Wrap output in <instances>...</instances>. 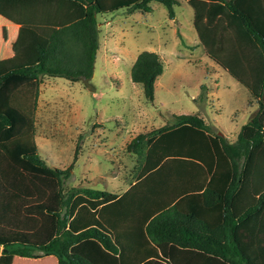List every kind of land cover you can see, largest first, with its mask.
I'll use <instances>...</instances> for the list:
<instances>
[{
	"label": "trees",
	"instance_id": "1",
	"mask_svg": "<svg viewBox=\"0 0 264 264\" xmlns=\"http://www.w3.org/2000/svg\"><path fill=\"white\" fill-rule=\"evenodd\" d=\"M85 17L49 35L36 64L0 76V264L54 256L58 264H264V79L259 111L231 143L198 115H180L128 146L134 182L123 194L67 187L72 167L38 154L35 115L44 78L91 79L100 50L97 0H72ZM159 3L175 19L179 0ZM264 57V0H223ZM141 53L132 81L153 101L164 74Z\"/></svg>",
	"mask_w": 264,
	"mask_h": 264
},
{
	"label": "rangeland",
	"instance_id": "2",
	"mask_svg": "<svg viewBox=\"0 0 264 264\" xmlns=\"http://www.w3.org/2000/svg\"><path fill=\"white\" fill-rule=\"evenodd\" d=\"M97 1L103 13L90 80L96 92L83 82L44 78L35 115L41 159L51 168L72 167L66 186L119 194L128 190L138 160L129 144L173 124L176 116L198 115L214 133L236 142L259 111L264 58L223 0H179L175 19L159 3L151 4L149 14H130L128 7L142 0ZM6 5L0 2L2 13L19 14L18 5ZM36 33L25 45L27 39L18 38L6 47L0 76L36 64L37 47L49 42L45 31ZM143 52L156 53L165 68L153 101L131 78Z\"/></svg>",
	"mask_w": 264,
	"mask_h": 264
},
{
	"label": "crops",
	"instance_id": "3",
	"mask_svg": "<svg viewBox=\"0 0 264 264\" xmlns=\"http://www.w3.org/2000/svg\"><path fill=\"white\" fill-rule=\"evenodd\" d=\"M0 2L7 3L4 9L10 6L8 5L9 3L18 5L19 8L17 10L19 14L14 16L6 15L2 13L4 10H0V38L3 40V43H0V59L2 56L5 57V54L7 55L5 49L18 38H26L27 42H24L25 45L29 43L30 38H35L39 35L36 33L38 30L45 31L47 36L85 17L84 7L72 0H0ZM11 7L13 9L17 8ZM254 45L260 50L255 42ZM261 55L263 57L262 52ZM13 264H58V260L52 256L41 259L16 257Z\"/></svg>",
	"mask_w": 264,
	"mask_h": 264
},
{
	"label": "water",
	"instance_id": "4",
	"mask_svg": "<svg viewBox=\"0 0 264 264\" xmlns=\"http://www.w3.org/2000/svg\"><path fill=\"white\" fill-rule=\"evenodd\" d=\"M92 79V78H91ZM91 79H87V80H83L82 82L84 83V85L91 91V92H96V89H94L91 85H90V80Z\"/></svg>",
	"mask_w": 264,
	"mask_h": 264
}]
</instances>
